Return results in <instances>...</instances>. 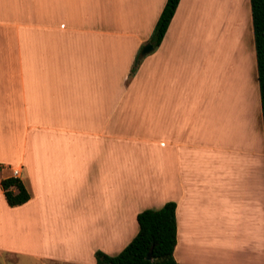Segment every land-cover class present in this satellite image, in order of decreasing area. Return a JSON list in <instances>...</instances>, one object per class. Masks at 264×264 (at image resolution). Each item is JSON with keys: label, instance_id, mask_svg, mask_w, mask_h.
Instances as JSON below:
<instances>
[{"label": "crops", "instance_id": "crops-1", "mask_svg": "<svg viewBox=\"0 0 264 264\" xmlns=\"http://www.w3.org/2000/svg\"><path fill=\"white\" fill-rule=\"evenodd\" d=\"M164 2L0 0V179L29 194L0 188V259L94 264L173 201L175 264H264L249 0H178L140 54Z\"/></svg>", "mask_w": 264, "mask_h": 264}, {"label": "trees", "instance_id": "trees-1", "mask_svg": "<svg viewBox=\"0 0 264 264\" xmlns=\"http://www.w3.org/2000/svg\"><path fill=\"white\" fill-rule=\"evenodd\" d=\"M177 2L165 0L148 40L153 47L159 44ZM249 5L264 135V0H249ZM137 61L138 58L131 67V73ZM0 188L9 206L21 204L29 198L20 180L12 176L0 179ZM174 208L173 201H166L158 208L139 211L135 217L137 231L130 241L114 255L94 251V264H175L172 256L175 245Z\"/></svg>", "mask_w": 264, "mask_h": 264}, {"label": "rangeland", "instance_id": "rangeland-1", "mask_svg": "<svg viewBox=\"0 0 264 264\" xmlns=\"http://www.w3.org/2000/svg\"><path fill=\"white\" fill-rule=\"evenodd\" d=\"M260 222H261L260 220H257L255 222L257 227L260 226V224H261ZM229 230H230V232H229V240H230V238L232 237L233 230H232L231 227L229 228ZM259 241H261L260 243L263 246V250H264V240L259 238ZM212 246H213L212 248L214 249V252L215 251L216 252H223L224 254H227L228 252L229 253H243L244 252V251H242L244 247L243 248H238V250L236 248L235 251H238V252H235L232 249L233 248V244H230V242L227 245V248H225L226 246L224 245V243H222V240L221 239H218L217 240V243L214 242ZM263 261H264V257H263ZM0 264H32V263L31 262H28V261H24L23 259H20V258H17L16 259V258H13L11 256H6L3 259H0ZM60 264H63V263H60ZM64 264H66V263H64Z\"/></svg>", "mask_w": 264, "mask_h": 264}, {"label": "water", "instance_id": "water-1", "mask_svg": "<svg viewBox=\"0 0 264 264\" xmlns=\"http://www.w3.org/2000/svg\"><path fill=\"white\" fill-rule=\"evenodd\" d=\"M151 49H152L151 44L147 43V44L143 45V47L141 48L140 54H144V53L150 51ZM148 256H149V254H147V257Z\"/></svg>", "mask_w": 264, "mask_h": 264}, {"label": "built area", "instance_id": "built-area-1", "mask_svg": "<svg viewBox=\"0 0 264 264\" xmlns=\"http://www.w3.org/2000/svg\"><path fill=\"white\" fill-rule=\"evenodd\" d=\"M11 176L14 178H19V170L18 168H11Z\"/></svg>", "mask_w": 264, "mask_h": 264}, {"label": "bare ground", "instance_id": "bare-ground-1", "mask_svg": "<svg viewBox=\"0 0 264 264\" xmlns=\"http://www.w3.org/2000/svg\"><path fill=\"white\" fill-rule=\"evenodd\" d=\"M258 232H259V231H258ZM260 232H261V231H260ZM260 232H259V233H260ZM262 234H263V233H262ZM263 236H264V235H263ZM261 237H262V236H261ZM260 242H261V241H260Z\"/></svg>", "mask_w": 264, "mask_h": 264}]
</instances>
